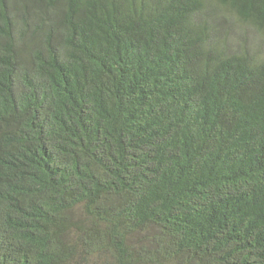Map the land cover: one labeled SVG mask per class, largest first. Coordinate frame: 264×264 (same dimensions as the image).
I'll return each instance as SVG.
<instances>
[{
	"label": "trees",
	"instance_id": "16d2710c",
	"mask_svg": "<svg viewBox=\"0 0 264 264\" xmlns=\"http://www.w3.org/2000/svg\"><path fill=\"white\" fill-rule=\"evenodd\" d=\"M0 264H264V0H0Z\"/></svg>",
	"mask_w": 264,
	"mask_h": 264
}]
</instances>
